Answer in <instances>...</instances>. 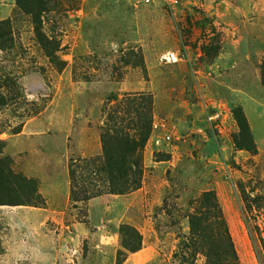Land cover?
Returning a JSON list of instances; mask_svg holds the SVG:
<instances>
[{
	"label": "rangeland",
	"instance_id": "374dc122",
	"mask_svg": "<svg viewBox=\"0 0 264 264\" xmlns=\"http://www.w3.org/2000/svg\"><path fill=\"white\" fill-rule=\"evenodd\" d=\"M0 163V264H264V0H0Z\"/></svg>",
	"mask_w": 264,
	"mask_h": 264
},
{
	"label": "trees",
	"instance_id": "16d2710c",
	"mask_svg": "<svg viewBox=\"0 0 264 264\" xmlns=\"http://www.w3.org/2000/svg\"><path fill=\"white\" fill-rule=\"evenodd\" d=\"M101 139H102V147L104 149V155H105V158H106L107 163H108L107 165H110L109 163H110V160L112 158V160H113L112 162H114L113 166H114V168L117 169V171H120V169H122L124 167L123 168L124 174L129 172L131 177H132V175H135V177H136L137 176V173L135 172L136 170H134L131 166L133 165L136 167V165H137L136 160L133 159L134 158V151H135V148L138 145H140V143L144 139L143 135L141 134L139 139L135 140V139L127 137V136H125V137L120 136L119 134H117V135L115 134L111 137V136H109V134L102 132L101 133ZM111 142H114V144L117 145V147H116L117 149L115 152L110 150V148L112 146ZM0 172L2 173V174H0V176L5 175L3 173L4 171H3V166L1 163H0ZM213 206H214V209L216 210V212L220 213V209L217 207V205L214 204ZM223 231L226 234L225 226L223 227ZM215 252H217V251H215Z\"/></svg>",
	"mask_w": 264,
	"mask_h": 264
},
{
	"label": "built area",
	"instance_id": "2783aa9c",
	"mask_svg": "<svg viewBox=\"0 0 264 264\" xmlns=\"http://www.w3.org/2000/svg\"><path fill=\"white\" fill-rule=\"evenodd\" d=\"M137 1L142 4L159 3L168 8H174L178 4V0H137ZM162 58L168 63H174L178 60V57L174 52H166L162 55ZM153 125L154 127L156 126V124H153ZM170 139H171L170 135L165 134L161 137L157 136L155 138V142L160 143L162 141H169Z\"/></svg>",
	"mask_w": 264,
	"mask_h": 264
}]
</instances>
